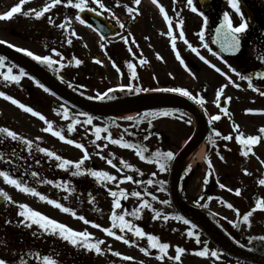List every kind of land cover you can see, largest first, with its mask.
Returning <instances> with one entry per match:
<instances>
[{
  "label": "rangeland",
  "instance_id": "1",
  "mask_svg": "<svg viewBox=\"0 0 264 264\" xmlns=\"http://www.w3.org/2000/svg\"><path fill=\"white\" fill-rule=\"evenodd\" d=\"M149 1L152 2L149 3ZM50 0H26L22 6V12L29 9L39 10L45 3ZM78 0H74V3ZM106 7L115 13L120 22L124 24V28H120L116 23L115 18L104 10L102 11L106 16L115 23L118 27V34L111 39H101L87 23L81 24L76 18L79 11L66 4V0L61 5L51 9L46 13L44 18L37 19L34 15L24 17L22 14H14L10 20H0V41L7 45H15L33 51L39 55H52L54 59L59 60L66 65V70L61 71L57 68V78L63 83L68 82L74 85V89L83 92L86 100L92 102H101L100 100H90L89 96H95L97 92H105L108 88H117L120 84H128L130 82V74L126 67V62L131 60L136 64V70L139 79L132 81L143 87L151 88H165V87H183L191 91L194 95L204 96L205 105L201 108L209 120L210 116L220 114L221 119L214 121L211 125L215 127L221 135L231 134L234 139L232 141H224L219 138V149L223 142L227 144L229 150L223 151L224 160H221L215 151L216 147H212V151L203 154L201 161L190 165L192 168L191 174L188 175L184 183V190L186 200L198 206L203 203L207 205V209L212 211L218 218L220 226L233 235L239 241H244V246L250 248H257V244H263V238L259 231H263L262 227L251 228L248 224L242 221V215L254 207L255 195L264 197V185L258 183L259 179H264V164L260 161L264 160V143L261 141L253 146L255 155L243 157L241 147L235 140L237 133L233 129V122L240 125V132L247 135H256L258 129L264 126V111L246 112V109L264 110V96L258 94L253 89H249L245 81L240 80L237 75L228 71L227 63L224 62L220 55L213 56L207 49L202 47V44L207 42L213 52H216L210 42L208 31L212 24V19L209 17V23L205 27L203 18L198 15V22L195 25L184 24L183 30L185 32V39L194 47H197L201 54L211 63L217 65L221 72H216L209 64L201 61L191 50L187 47L183 40L179 38L180 28L176 26L178 20H183L181 8L174 4V1L163 0L162 6L172 16L174 21L173 34L177 37L176 44L181 57L184 59L185 68L176 58V51L171 47V38L167 36V22L163 19V14L159 12L158 4L153 3L152 0H141V4L136 6L133 0H103ZM19 3V0H0V14L10 11L13 6ZM89 6L96 7L92 0H88ZM137 7L139 13L133 18L127 13L126 7ZM156 8H155V7ZM215 8L224 14L232 9L229 2H216ZM180 16L177 18L176 13ZM233 16H239L235 11H232ZM51 16L55 21L54 24L48 22L47 17ZM65 18L69 19L70 28H59L57 25L64 22ZM184 21V20H183ZM196 21V20H195ZM205 29V40L202 42L199 36L194 33H199L200 30ZM70 31L76 33L75 36H70ZM131 33V40L135 44H125L120 36H127ZM73 40L72 45L67 44V39ZM103 46V47H102ZM128 47H132L133 56L128 51ZM15 48V47H13ZM57 49L62 53L63 59L56 57L51 49ZM16 49V48H15ZM157 53L163 59L157 58ZM81 59L83 63L79 66L73 64L68 65L70 55ZM1 56V55H0ZM30 58V57H29ZM31 59V58H30ZM140 59L145 61L140 64ZM100 60L102 63L97 64L95 61ZM113 61L121 69L124 75H120L113 67ZM195 62L197 66L192 68L189 62ZM12 68L13 74L18 75L19 69L17 65L11 61L6 60L3 68H0V73L6 72L8 68ZM51 71H53L51 69ZM26 72V71H25ZM27 73V72H26ZM169 73L172 75L170 76ZM231 76L232 80L240 85L235 87L229 82L226 75ZM62 78V79H61ZM3 76L0 75V91L13 96L20 100L27 106L32 107L35 111H39L45 118L52 122L53 130H60L67 139L72 138V131H68V124L70 120H66L63 114L55 105L59 104L58 99L51 91L45 92L35 83V78L27 73L21 77L19 84L15 82H6ZM222 85H228L225 93L222 96L231 97V100H226L225 108H228V115L220 112L215 101V93ZM83 86V87H80ZM106 101V100H104ZM66 107V106H65ZM182 112V111H181ZM184 113V112H183ZM162 116H158L160 118ZM188 119L184 115L180 116V111L169 117H162L155 122L157 128L169 137V146L171 149L177 151L184 142L189 138ZM119 121V120H117ZM95 123L107 126L111 129V133L119 136L120 130L123 126H127L125 122H107L94 119ZM44 121L39 117H34L30 113H26L19 109L17 105H13L10 101L0 97V127H8L16 131L18 134L25 136L26 139L33 141V149L31 152L17 142L7 140L6 153H11L15 149V155H6L5 161H1L0 170H9L15 177L23 180L27 185L34 187L40 193L48 196L50 199H56L63 203L66 207L72 208L77 212V217H73L70 213H64L45 201H41L38 197L31 194H25L17 190L14 186L8 185L0 177V189L6 191L16 203L5 200L0 204V213L3 215L5 221H12L0 227V258L5 259L8 264H41L37 258L36 253L41 255H53L58 258L60 264H233L230 261L223 259L215 260L212 257H199L195 255L196 248H188L182 254L181 262L165 259L161 261L158 259L157 253H149L145 255L139 249L145 247L147 239L143 238L137 241L139 246L126 245L123 241H118L115 237H108L102 231L103 227L111 226V203L112 197L108 193V189L112 190L123 188L126 191H141L145 188L148 192L156 195L159 199L151 201V197L145 195V199H149L154 207L161 209L163 213L169 215L168 221H162L169 231H183L191 229L189 225H185L182 221H176L169 211L171 205H162L159 200L169 199L168 192H160L159 184L148 185L144 181L143 188L140 184L131 181L96 183L92 179L87 178L86 174L82 176L73 177L70 170H63L56 167V162L53 158H49L46 154L40 153L35 145L46 147L51 151H55L65 159L78 161L83 156V150L77 149L75 145L67 144L66 140L61 141L58 137L43 131L46 127ZM83 124L75 125V131H81ZM216 139V138H215ZM74 140V139H73ZM222 141V143H221ZM81 143V142H78ZM96 144L101 145L100 148ZM105 145H107L105 147ZM89 153V160L85 162V167H97L99 170L108 171L118 178L124 175H129L118 168H112L107 163L106 152L111 151L113 154L119 156V159H131V155L121 146L113 145L104 136L97 140L94 148L85 147ZM99 153V155L97 154ZM24 156V157H23ZM40 163L37 164L36 161ZM204 160V161H203ZM208 160L212 161L213 168L208 166ZM25 165L26 167L22 166ZM10 166L16 167L11 170ZM208 167V169H207ZM4 168V169H2ZM23 168V169H22ZM188 168V166H187ZM244 169H247L250 174H245ZM153 172L157 175L155 180H168V172L162 175L158 169L153 168ZM204 170L211 173L205 176ZM36 171L39 175L32 177L30 173ZM47 180L54 181L53 184H47ZM134 181L136 179L133 178ZM217 180L226 185L225 189L219 188ZM64 182L69 184V190L56 185ZM143 183V182H142ZM212 184V187H210ZM167 186V184H166ZM233 189L229 192L227 189ZM241 190V195L234 194L235 189ZM211 196L213 199L209 200ZM203 197V199H200ZM94 198V202H93ZM199 201V203H197ZM232 203L234 209H228L227 203ZM20 203H26L34 210H38L50 218L68 225L74 230L88 231L92 233L93 240H103L102 248L105 252L101 255L85 252L83 249H78L71 244L61 240L58 237L41 234L42 230L38 226L33 225L32 228H26L18 224V221L23 219L18 215ZM140 203L138 198L129 196V199L122 200V205L137 206ZM235 209H239L241 216H237ZM83 215L87 220L99 223L102 227L97 229L91 223L85 224L84 221L78 219V216ZM256 215L259 219L264 218V210H257L253 216ZM239 224V227L235 225ZM253 225V224H252ZM148 230V229H147ZM196 233V230H192ZM37 235L33 236L32 233ZM222 233V232H220ZM127 235L130 239H135L128 233H119ZM177 232L175 233V235ZM224 236V234L222 233ZM179 236V235H178ZM200 237V236H199ZM195 241V237H192ZM165 241V238H162ZM203 247L206 243L210 250H215L210 244L203 241ZM168 255H175V247L170 244ZM199 246V245H198ZM111 251H107L108 248ZM202 249V247H201ZM200 249V250H201ZM119 251L122 255L117 257L114 252ZM123 256H131L132 260L126 261Z\"/></svg>",
  "mask_w": 264,
  "mask_h": 264
},
{
  "label": "snow or ice",
  "instance_id": "2",
  "mask_svg": "<svg viewBox=\"0 0 264 264\" xmlns=\"http://www.w3.org/2000/svg\"><path fill=\"white\" fill-rule=\"evenodd\" d=\"M26 0H19V3H17L15 6L11 8L10 11H7L3 14H0V20H10L14 17V14L20 13L24 17H28L30 15H34L37 19L44 18L46 13H49L51 9L55 8L58 5H61L64 0H50V2L45 3V5L40 8L39 10L35 9H29L27 11L22 12V6L25 4ZM92 2L96 5V7H91L89 9V3L88 0H78V2L74 3V0H66V4L78 9L81 13H83L86 9L91 10L92 12H97L98 10H104L106 12H109L113 18H115L116 23L119 24L120 28H124V24L120 22L118 17H115V13L111 12V9L107 8L103 0H92ZM134 4L136 6H139L141 4V0H133ZM230 7L235 10L237 14L241 17L242 22L239 23L238 26H234L233 20L230 18L229 13L226 11L223 14L222 22L219 24V26L216 28V36L213 40V43L219 44L220 48L227 53L231 54H238L241 51L242 48V39L244 37V34L246 33V30L249 29V21L243 19V13L241 12L239 0H228ZM117 3L119 4V0H117ZM153 3H158V0H153ZM187 7L191 9L192 12L197 13L203 18V24L206 27L209 23V17L205 15L203 11H199L197 6L194 4L193 0H186ZM127 13L132 16L133 18L139 13V9L137 7H126ZM159 12L163 14V19L167 22V36L171 38V47L174 51H176L177 44L176 39L177 37L173 34V27H174V21L172 16L168 14V12L165 10L163 6H159ZM103 14V13H101ZM180 16V13H176V17L178 18ZM81 24H85V19L81 18L80 16L76 17ZM48 22L50 24H54L55 21L52 19V17L49 15L47 17ZM183 24L184 21L178 20V23L176 24L177 27L180 28L179 31V38L184 41V43L187 45V47L193 52L201 61H203L205 64H209L211 68H213L216 72H221V69L217 67L216 64L211 63V61L207 60L204 55L201 54L200 50L197 47H194L191 43H189L185 39V32L183 30ZM61 29H65L66 27L70 28L69 19L65 18L64 22L57 25ZM91 27V25H88ZM76 33L74 31H70V36H75ZM199 36L200 41L205 40V29L202 28L199 33H197ZM120 39L124 41V43L127 45L129 44L131 40V33H129L127 36H120ZM0 43H3V41H0ZM132 44H135L134 40H131ZM67 44L72 45L73 40L71 38L67 39ZM10 47H15L16 51L24 53L26 56L30 57L33 61L38 62L40 65H44L50 69H52L54 72L57 71V68L54 67L55 65H58L60 69H64L66 65L64 63H61L59 60H56L53 58L52 55H39L34 53L33 51H30L23 47H17L15 45H9ZM103 47V46H102ZM202 47L207 49L210 53H212L213 56H218L219 53L213 52L212 49L209 47L208 43L205 42L202 44ZM129 53H131L133 56L136 54L133 52L132 47H128ZM51 52L55 54L56 57H60L61 60L63 59L62 53L58 51L57 49L53 48L51 49ZM158 59H163V57L160 56L159 53L156 54ZM176 58L179 60V62L187 68L188 66L185 64L184 59L181 57L180 53L176 51ZM6 57L0 56V68H3L5 65ZM260 61H264V55H260L258 57ZM75 63V65L79 66L83 63L81 59H78L76 57H72L70 60L67 61L68 65H71L72 63ZM97 64L102 63L100 60L95 61ZM113 67L116 69L120 75H124L125 73L121 72V69L116 65L115 61L112 62ZM140 64H144L145 61L143 59H140ZM126 67L128 70V74H130V82L128 84H120L117 86L118 90L120 92H127L129 94H138V93H149V92H163V93H173V94H179L180 97H185L193 102L195 104L199 105L201 108H204L205 105V98L204 96H197L194 95L191 91L187 90L183 87H165V88H146L139 84L133 83L132 81H135L139 79L137 70H136V64H134L131 60L126 62ZM231 67V65H229ZM232 72L235 73L240 80L247 81L248 88L253 89L254 91L258 92L259 95L264 96V91H262L258 86L255 85L253 78L251 75H243L237 69L232 68ZM222 75H226V73H221ZM0 75L3 76L4 80L6 82H15L16 84H19L21 81V77H24L27 75L24 68L19 69V74L14 75L12 68H8L6 72L0 73ZM171 76L172 74L169 73ZM255 76L261 79H264V71L255 72ZM230 83H232L235 87L239 88L240 85L237 84L235 81L232 80L231 76H227ZM62 79V78H61ZM35 83L39 86V88L43 89L45 92H49L50 89L45 87V85L40 80H35ZM228 85H222L218 88V90L215 93V103L218 108H220V112L223 113L225 116L228 115V108L221 107V99L223 94L225 93V89ZM68 87L73 88L74 85L70 82H68ZM83 87V86H80ZM117 88H108L105 92H97L95 96H89L88 99L90 100H115L117 97L115 95ZM55 95V93H52ZM84 93L81 92V95ZM0 97H3L5 100L10 101L13 105H17L19 109L23 110L26 113H30L34 117H39L40 120L44 121L45 125H47L43 131L52 133L53 136L58 137L59 140L65 141L66 137L60 130H53V124L52 122L48 121L44 115H42L39 111H35L32 107L25 105L20 100L15 99L13 96L6 94L3 91H0ZM226 100H231V97H224ZM63 107V106H61ZM178 109H161L158 113L157 112H145V113H137L135 115H126L123 116L121 119L125 121H136L135 127H139L140 122L147 120L149 125H151L152 121L150 117H154L156 115L162 116V117H169L174 115L176 112H178ZM257 111H264V110H254V109H246V112H257ZM185 113L180 112V116L183 117ZM63 116L67 120L69 118V112L67 110L63 111ZM79 117H83V120L79 119ZM221 119V115H213L209 117L208 123L211 125L214 121H219ZM94 117L90 115L88 112H81L76 113L75 117L72 119L71 123L68 124V131L71 132L74 130L75 125H87L94 128V135L95 140L101 139V134L106 133L104 136L105 140H108L113 145H119L122 148L125 149H134L135 154L140 158V160H148L150 163H154L155 165H158L159 172L163 173L169 170L170 162L176 160V154L171 151H160L156 150L154 153H152L151 157H148L145 155V153L148 151L147 148L138 146L135 143H130L121 136L120 138H113L112 133L108 130L107 127H100L96 126L93 123ZM187 123L191 124V118H189ZM233 129L237 133L235 135V140L239 143L241 147V152L243 157H249V155H255L253 152V146L257 145L259 142L264 140V126L260 127L258 129V133L256 135H247L240 132V125L233 122ZM125 133H128V129H124ZM131 135H135L134 132L130 133ZM157 135H159L157 133ZM145 139H148L147 136L144 137ZM215 138H221L224 141H232L234 139L233 135L227 134V135H221L219 131L215 127L211 129V134L207 138V142L216 147L217 149V155L221 160H224V156L220 154L219 147L217 145ZM11 140L14 142H17L18 144H21L22 146H25L30 152L33 149V141L31 139H26L25 136L18 134L16 131L9 129L8 127H0V145L4 144L5 141ZM67 144L69 145H75L77 149L83 150V156L78 161H73L71 159H65L61 155H58L55 151H51L46 147H40L39 145H35L36 149L43 154H46L47 157L53 158L56 162V167L63 170H70L74 166V170L71 171V175L73 177L82 176L84 174H87L93 178L97 182H101L106 184L107 182H117L118 180L120 182L123 181H131L136 184H141L142 181L133 180L132 175H124L123 177H117L116 175L110 174L108 171L104 170H96L93 168H86L85 162L89 160V153L87 149L85 148V145L83 143H78L76 140L73 139H67ZM92 143L95 144V141H92ZM107 145H105L106 147ZM97 148H100L101 145L96 144ZM227 148V144L224 146ZM99 155V153H97ZM6 155H15V149H12L11 153H6L4 150L0 149V161H5ZM262 164H264V160L260 161ZM37 164L40 163L39 160L36 161ZM107 163L111 165L112 168H118V164L114 163L112 159H107ZM120 165H123L124 168L127 169H133V164L127 162L126 160L121 159L119 161ZM208 166L210 169L213 168L212 161L208 160ZM136 172H138L141 176L144 175L143 172L140 171L139 168L134 169ZM191 171V166L189 165L187 168V172ZM244 173L250 174L247 169H244ZM211 173H209L210 175ZM32 177H37L39 174L36 171H32L30 173ZM153 177L157 175L156 172H153L151 174ZM0 177L3 178V181L7 183L8 185L14 186L17 190H19L22 193L25 194H31L34 197H38L41 201H45L48 204L54 206L55 208L61 210L64 213H70L73 217H77V212L74 211L70 207H66L63 203L58 202L56 199H50L48 196L40 193L37 191L36 188L31 187L23 182L20 178L15 177L9 170H0ZM219 188L225 189L226 185L223 183H220L219 180L216 181ZM47 184H53L54 181L47 180ZM148 185L153 184H159L160 187L158 188V191L165 192L167 191V188L165 187L167 184V181L164 180H153L148 179L146 181ZM258 183L260 185H264V179H259ZM57 187H63L65 190H69V184L61 182L56 185ZM229 192H233V189L228 188ZM109 195L112 197V203H111V226L110 227H103L102 231L107 234L108 237H115L118 241H123L126 245H136L139 246L137 241L143 238L147 239L148 247H140V251L143 252L145 255H148L150 253V250L156 249L158 250V259L161 261H164L166 258L169 260H173L175 262H181L182 254L187 251L185 247L182 246H176L175 247V255L170 256L168 255L169 249L171 245L167 242H162L161 238L158 235L150 234L145 231V229L135 223H133L132 220L126 219V216H131L134 218H142L141 213L143 210L148 209L151 210L152 216L151 218L154 220H162V221H168L169 215L163 213L161 209H158L153 206L151 201H156L159 198L156 195H153L152 193L148 192L145 188L144 192L141 191H131L130 193L126 191L123 188H120L119 190H112L111 188L108 189ZM234 194L236 196L241 195V190L239 188L235 189ZM150 196L151 201L149 199H145L144 196ZM0 196L4 197L5 200L10 201L12 203H16L12 197L3 189H0ZM129 196L138 198L140 201L139 205L137 207H134L129 211L127 208H125L122 205V200L126 201L129 199ZM200 199H203L201 197ZM209 200L213 199V197L209 196ZM94 202V198H93ZM159 203L162 205H171L170 199H163L159 200ZM199 203V201H197ZM227 203V202H225ZM207 205H201V207H206ZM19 212L18 215L22 217L20 221H18V224L23 225L26 228H32L33 225L38 226L39 229L42 230L41 234H49L55 237L60 238L61 240L71 244L72 246L83 249L85 252L93 253L95 255H101L105 252V249L102 248V245L104 244L103 240H93L92 233L88 231H78L74 230L73 228L69 227L68 225L61 223L57 221L56 219L50 218L48 215L41 213L38 210H34L32 207H30L26 203H20L18 205ZM228 209H234V205L232 203H227ZM257 210H264V199H258L255 201L254 207L244 213L242 215V221L245 222L250 226V218L253 217L254 212ZM237 216H241L240 210L235 209ZM176 221H182L185 225H189L191 222L186 219L183 215L176 214L174 217H172ZM78 219L84 221L85 224L91 223L93 227L100 229L102 226L99 223H95L93 221L87 220L83 215L78 216ZM7 223H12V221H6ZM236 227H239V224L235 225ZM192 229L196 227L195 224L191 225ZM119 233H128L131 234L132 237L135 239H130L127 235H121ZM33 236H36L37 233L33 232ZM188 237H195V242L197 244H201L202 241L200 240V237L198 234L194 233L191 229L187 231ZM0 243H3L0 241ZM237 244L240 243L239 240L236 241ZM107 251H111V248L109 247ZM195 255H198L199 257H212L215 258V260L220 259V253L216 250H210L207 246V244H204V247L201 250H196ZM114 255L117 257H120L122 254L119 251L114 252ZM37 258L40 260L41 264H60L57 257L53 255H41L40 253H36ZM123 259L126 261H130L133 259L131 256H123ZM0 264H8V262L0 258ZM23 264V262H22ZM143 264V262H141Z\"/></svg>",
  "mask_w": 264,
  "mask_h": 264
},
{
  "label": "water",
  "instance_id": "3",
  "mask_svg": "<svg viewBox=\"0 0 264 264\" xmlns=\"http://www.w3.org/2000/svg\"><path fill=\"white\" fill-rule=\"evenodd\" d=\"M201 8L204 11L210 10L209 0H199ZM240 6L245 9L247 13V18L250 26L253 25V16L247 10V6L241 0H239ZM78 16L85 20H89L92 28L98 32L102 37L113 36L115 34V29L107 23L100 14L92 12L89 9H86L83 13L79 12ZM222 22V21H221ZM220 22V23H221ZM218 23L212 34V42L216 36V28L219 26ZM215 44V43H213ZM217 49L221 53H225L219 46L215 44ZM0 54L7 56L13 62L27 70L34 77L40 80L45 86L52 90L56 95L66 100L67 102L75 105L76 107L87 111L92 114L110 116L116 112L130 110L136 107L140 109H147L156 106H173L182 108L190 112L196 120V129L193 137L183 147L179 153L176 155V160L172 162L169 174L168 181V190L170 199L173 204L182 212L190 215L203 233L210 239V241L218 247L225 254L249 262L253 264H264V255H257L251 252H248L242 248H239L225 239L212 225L209 219L196 207L192 206L189 203H186L179 195L177 189V178L179 175V167L182 159L186 154L193 149L197 144H199L205 137L207 133V125L205 118L198 107L189 101L185 97H180L178 94L173 93H163V92H153V93H143L123 99H119L111 102L104 103H94L82 99L81 97L73 94L64 88L57 80L50 76L46 71L39 67L36 63L29 60L27 57L15 52L14 50L0 44ZM193 67L195 65H192ZM224 106V100H221V107ZM264 141V140H263ZM3 201V198L0 196V203ZM4 225V220L0 214V226Z\"/></svg>",
  "mask_w": 264,
  "mask_h": 264
},
{
  "label": "trees",
  "instance_id": "4",
  "mask_svg": "<svg viewBox=\"0 0 264 264\" xmlns=\"http://www.w3.org/2000/svg\"><path fill=\"white\" fill-rule=\"evenodd\" d=\"M69 55H70V58H72L71 54H69ZM71 65H73V63ZM45 69L47 71H49L51 73V75H53L54 77H57L56 76L57 71L56 72H54V71L51 72V70L49 68H47V67H45ZM60 70L61 71L66 70V67L64 69H60ZM63 72H65V71H63ZM65 87H67L69 90L73 91L74 93H76L78 95H81V92L79 90L74 89V88H69L68 84H65ZM115 95H116L117 98H121V97H124V96H127V95H132V94H129L127 92H120L119 90H117ZM61 106H63V107H61ZM55 107H58L59 111L62 114H63L64 110H67L69 112V119L68 120H70V123H71L72 119L75 117L76 113H81L82 112V111L76 112L74 110V107H72V106L65 107L63 104H57V105H55ZM172 109H176V108H172ZM159 111L160 110H156V111H152V112H157L158 113ZM90 115H92V114H90ZM92 116L94 117V119H97L99 121H103L105 124L107 122H112V123L120 122V121H116V119H113V118H110V117L95 116V115H92ZM158 116L159 115H156L154 117H150V119L152 121L151 125H149L147 120H144V121L140 122L139 127H135L134 126L136 124L135 120L134 121H124L127 124V126H123L122 127L118 137L112 134L113 138H120L122 136L124 138V140H126V141H128L130 143H135L138 146H142V147L147 148L148 151L145 153V155L148 156V157H151L152 153H154L156 150H160V151L171 150V151L174 152V150H172L171 147L168 144V143H170L168 141L169 137H166L165 133H163L161 130H159L157 128L156 124H155V122L157 120H160L162 118V117L158 118ZM185 116H186L187 119H189V117L187 115H185ZM79 119L83 120V117H79ZM93 123L96 126L107 127V126L100 125L99 122H97V123L93 122ZM107 128L111 132V129L109 127H107ZM126 128L128 129V133L124 132V129H126ZM188 131H189V133L192 131V126L189 125V123H188ZM132 132H134L135 135H131L130 133H132ZM157 133L159 135H157ZM210 134H211V131H210ZM105 135H106V133H102L101 137L105 136ZM71 136H72V138L74 140H76L77 142L83 143L85 145V147H89V148H94L95 144L92 143V141H95V143L97 141V140H95L94 128L91 127V126H87V125H83V128L79 132L73 130ZM145 136H147L148 139H145L144 138ZM108 142H110V141H108ZM147 144H150V146L147 147ZM206 144H207V146L209 148V151H210L211 147H214V146L210 145L207 142V139H206ZM152 145H155V147H152ZM0 149L4 150L6 152V146L4 144L0 145ZM125 150L132 157L130 160H126V161L131 163V164H133V166H134L133 169H127V168H124L123 165H120L119 161L121 159H119V156L113 154V152L108 151L105 154H106V156L109 159H112L114 163H117L118 167L121 170L128 172L130 175L133 176L134 179H136V180L139 179L140 181H142L143 183L140 184L141 188H143V185L145 184L144 181L146 182L148 179L155 180V178L151 174L153 173V170H152L153 168L158 169V165H155L154 163H150L148 160H143V161L140 160V158L135 154V150L134 149H125ZM219 151H220V149H219ZM0 165H2V164H0ZM22 166L26 167L25 165H22ZM8 168H11V170L16 169V167H14V166H10ZM88 168H93V169L99 170L97 167H92V166H89ZM136 168H139L140 171L144 173V175L141 176L138 172H136L134 170ZM2 169H4V168H2ZM166 172H163V173L160 172V173L163 175ZM191 172H192V170L190 172H187V170H185L182 173V177H181L182 179H181V184H180L179 191H180L181 196L184 199H186V196H185V190H184L183 186H184V183L186 181V178L188 177L189 174H191ZM86 176H87V178L92 179L96 183H101V182H97L95 180V178H93V177H91V176H89L87 174H86ZM116 190H119V188L116 189ZM128 192L130 193L131 191H128ZM255 199H257V200L258 199H264V197L262 195L261 196L255 195ZM123 206L125 208H127L129 211H131V209L134 208V207H132L130 205H123ZM201 210L209 217V219H211V221H213L217 226H219V228L222 229V226H220V223H219V218L214 213L209 211L207 209V207H201ZM169 211L171 213L178 214V212H176L175 209L172 208V207H170ZM151 216H152L151 210L145 209L141 213V217L142 218H134V217H131L129 215V216H126V219H130V220L133 221V223L143 227L146 232H148L150 234L158 235L161 238L162 242H167L169 244H174L176 246H182V247H185L186 249H188L190 247L191 248H196V249H199L201 247L203 248V244L202 243L201 244H197L193 240L192 237H188L187 236V231L188 230H183L181 232L180 231H174V232L169 231V230L166 229V226L164 225L162 220H154V219L151 218ZM250 221H251V223H250V227L251 228L262 227L263 231H259V232L261 234V238H263V240H264V218L259 219L256 215H254L253 217L250 218ZM189 225L191 227L192 223H190ZM194 230H196V227L194 228ZM222 230L224 231V229H222ZM176 232H177V234L175 235ZM196 234H198L203 241L208 243V241L205 239V237L202 235V233H200L198 230L196 231ZM227 236H229L235 243L238 240L233 235L231 236L228 232H227ZM162 238H165V241H163ZM242 242H244V241H240V243L238 245H241V246L245 247L246 249H248L251 252H254V253H257V254H264V241H263V244H257L256 246H259L257 248L246 247V246H244V243H242ZM145 247H148V243H145ZM216 251H218L220 253V258L221 259L226 260V261H230L233 264H249V263H246V262H243V261H239V260L230 258V257L226 256L225 254L221 253L219 250H216ZM150 252L156 254L157 250L156 249H152V250H150Z\"/></svg>",
  "mask_w": 264,
  "mask_h": 264
},
{
  "label": "flooded vegetation",
  "instance_id": "5",
  "mask_svg": "<svg viewBox=\"0 0 264 264\" xmlns=\"http://www.w3.org/2000/svg\"><path fill=\"white\" fill-rule=\"evenodd\" d=\"M174 1V4H179L183 16L184 23L195 25L198 22V12L194 13L190 8L187 7L186 0H170ZM218 0H211V5L214 8ZM228 2V0H225ZM194 4L200 11V6L197 0H193ZM250 5L255 8V24L252 28L246 30L244 37L242 39V48L240 53L225 57V62L228 65V71L232 72V68L237 69L243 75H253L256 70H264V61H260L258 57L264 55V0H249ZM215 9V8H214ZM259 13V14H258ZM220 13L215 9L214 14L211 16L213 20L219 18ZM230 18L234 22V26H238L242 22L241 18L234 19L232 16ZM196 20V21H195ZM214 22V21H213ZM114 24V23H113ZM231 65V67H229ZM236 75L235 73H233ZM254 81V80H253ZM247 84L248 82L245 81ZM255 85L258 86L262 91H264V80L254 81Z\"/></svg>",
  "mask_w": 264,
  "mask_h": 264
},
{
  "label": "bare ground",
  "instance_id": "6",
  "mask_svg": "<svg viewBox=\"0 0 264 264\" xmlns=\"http://www.w3.org/2000/svg\"><path fill=\"white\" fill-rule=\"evenodd\" d=\"M140 111H142V109H140L139 107H136L130 110L117 112L116 114H114V116L117 118H122L123 116H126V115H135L139 113ZM204 148H205V145L204 143L201 142L197 144L193 149H191L186 154V156L183 158L180 164V170L186 168L189 165H193L194 163L201 161L202 156L204 154Z\"/></svg>",
  "mask_w": 264,
  "mask_h": 264
}]
</instances>
